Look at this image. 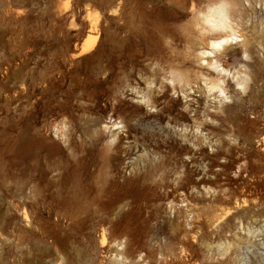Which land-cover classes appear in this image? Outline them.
Returning <instances> with one entry per match:
<instances>
[{
	"label": "rangeland",
	"instance_id": "rangeland-1",
	"mask_svg": "<svg viewBox=\"0 0 264 264\" xmlns=\"http://www.w3.org/2000/svg\"><path fill=\"white\" fill-rule=\"evenodd\" d=\"M100 8L101 0H0V264H113L106 254L107 246L97 251L95 229L104 219L113 221L112 231L125 234L121 241L131 263L135 259L140 264H188L176 247L193 234L200 236L196 244L199 254L204 251L202 240L212 242L220 235L263 231L256 238L262 239L264 173L249 179L262 183L247 205L249 209L240 213L239 219H221L211 210L214 203L210 194L203 189L197 193L180 188L183 170L176 168L174 159L165 152L164 134L157 128L125 141L130 149L126 155L119 154L116 166L108 164L103 154L110 124L108 128L100 124L101 132L95 139L85 138L82 132L86 125L97 126L101 118L109 122L119 100L137 104L130 100L128 82L134 83L141 76L160 78L162 68L179 54L182 45L172 52L160 42L155 45L152 33L142 29L135 58L130 62L120 58L108 83L93 81L91 75L99 65L90 62L84 65L85 83L74 76L44 93L36 90L59 77L64 50L85 39L81 31L88 25V14L96 16ZM24 43L33 44L27 65L22 62ZM108 43L113 45L112 39ZM263 69L257 62L256 73ZM24 84L26 96L22 94ZM231 84L232 97L226 101L229 114L257 116L251 111L249 90L243 92L233 81ZM168 94L182 111L187 102L194 108H198V99L202 102L199 93L192 90L188 98L181 92ZM260 113L264 114V108ZM64 123L81 127L71 135L69 149L59 138L58 128ZM229 129L224 124L212 130L210 137L220 142L221 150L233 144L227 137ZM144 142L150 151L160 146L159 166L152 168L146 160L131 174L125 172ZM243 146L261 148L257 138ZM204 149L209 154L215 151L207 146ZM219 162L227 161L221 158ZM235 173L239 174L237 168ZM229 174L237 177L234 170ZM241 176L247 179L246 173ZM24 204L31 212L29 224L22 216ZM118 215L121 219L116 221ZM206 263L229 264L216 259Z\"/></svg>",
	"mask_w": 264,
	"mask_h": 264
},
{
	"label": "bare ground",
	"instance_id": "bare-ground-1",
	"mask_svg": "<svg viewBox=\"0 0 264 264\" xmlns=\"http://www.w3.org/2000/svg\"><path fill=\"white\" fill-rule=\"evenodd\" d=\"M100 10L96 16L88 14V25L81 31L85 39L64 50L59 77L36 90L44 93L74 76L85 83L84 65L90 62L99 65L91 75L93 81L108 83L120 58L126 62L135 58L142 29L152 33L155 45L160 42L167 50L175 52L177 45H182L179 54L166 62L160 78L141 76L134 83L128 82L130 100H136L137 104L119 100L112 109L109 122L106 117L101 118L97 126L86 125L82 132L85 138L95 139V134L101 132L100 124H105V128L110 124L108 129L112 130L105 141L103 154L108 164L112 162L116 166L119 154L126 155L130 149L125 141L139 132L157 128L164 134L165 152L174 159L176 168L183 170L180 188L197 193H203V189L213 199L211 210L218 214L217 217L239 219L238 215L249 209L247 205L262 185L249 179L264 173V114L260 113L264 108V69L259 75L254 70L257 62L264 65V0H101ZM149 25L151 27L147 28ZM108 39H112L113 45ZM32 47V43L23 44L24 65L31 57ZM231 81L243 92L249 90L247 95L253 100L251 111L257 116L229 114L226 101L232 97ZM191 90L199 93L202 102L197 100L198 108L187 102L182 106L183 111L168 94L169 91L181 92L188 98ZM22 94L28 95L26 84L22 86ZM153 109L155 112H151ZM191 113L193 115L188 116ZM224 124L231 128L227 130V137L233 144L221 150L220 142L210 136L216 125ZM80 130L77 125L64 123L58 128L59 138L69 149L71 135ZM255 138L260 143V150L243 146L245 141L250 143ZM204 146L215 151L209 154ZM150 148L144 142L130 164L132 167H126L125 172L131 174L146 160L152 168H157L160 146H155L152 151ZM184 156L189 161H185ZM221 158L227 162L220 163ZM236 168L239 174L235 173ZM233 170L235 178L229 174ZM241 173H246L247 179L242 178ZM201 174L200 179L195 178ZM186 200L190 201L187 193ZM30 214L24 204L22 216L28 224ZM120 219L118 215L115 220ZM112 224L113 221L105 219L98 223L95 229L97 251L107 246L106 254L113 264H140L135 259L130 262L121 241L125 234L112 231ZM262 233L247 230L244 234L220 235L212 242L202 240L203 254H199L196 247L200 236L193 234L191 239L179 242L176 249L188 264H208L207 259L229 264H264V237L256 239Z\"/></svg>",
	"mask_w": 264,
	"mask_h": 264
}]
</instances>
